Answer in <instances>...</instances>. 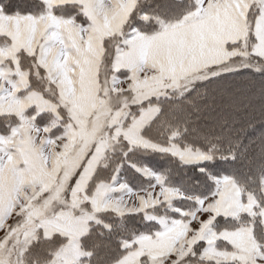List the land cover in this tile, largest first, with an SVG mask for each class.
Segmentation results:
<instances>
[{
    "label": "snow or ice",
    "instance_id": "obj_1",
    "mask_svg": "<svg viewBox=\"0 0 264 264\" xmlns=\"http://www.w3.org/2000/svg\"><path fill=\"white\" fill-rule=\"evenodd\" d=\"M0 264H264V0H0Z\"/></svg>",
    "mask_w": 264,
    "mask_h": 264
}]
</instances>
